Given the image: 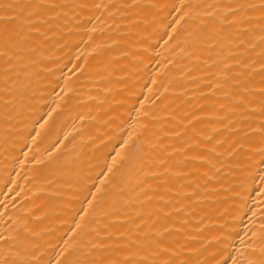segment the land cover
Listing matches in <instances>:
<instances>
[{
	"label": "bare ground",
	"instance_id": "1",
	"mask_svg": "<svg viewBox=\"0 0 264 264\" xmlns=\"http://www.w3.org/2000/svg\"><path fill=\"white\" fill-rule=\"evenodd\" d=\"M0 264H264V0H0Z\"/></svg>",
	"mask_w": 264,
	"mask_h": 264
}]
</instances>
